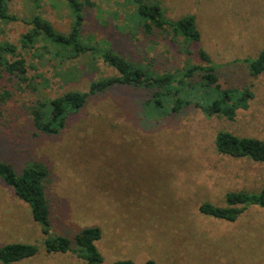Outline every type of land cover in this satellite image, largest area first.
Returning <instances> with one entry per match:
<instances>
[{
    "label": "rangeland",
    "instance_id": "rangeland-1",
    "mask_svg": "<svg viewBox=\"0 0 264 264\" xmlns=\"http://www.w3.org/2000/svg\"><path fill=\"white\" fill-rule=\"evenodd\" d=\"M89 1L93 7H85V42L103 44L156 72L180 67V56L166 36H129L123 9L117 6L122 0ZM158 2L168 19L195 17L200 42L191 48L203 49L215 63L255 57L264 49V0ZM40 3L35 11L30 0H8L16 19L0 21V43L20 47L29 29L23 20L34 15L67 34L72 16L65 0ZM41 52L26 57L35 67L30 74L41 76L36 92L17 91L10 77L0 73V94L15 92L0 116V161L17 175L33 164L48 171L49 236L42 234L30 206L0 178V246L38 248L36 256L17 264H85L72 253L47 254L44 247L51 237L73 240L85 228L100 230L95 246L103 264H264V206L249 207L232 223L198 210L203 203L224 207L227 193H254L264 187V164L220 155L214 146L220 131L264 143V74L254 80L239 78L251 86L254 99L233 121L206 118L194 108L146 119L142 105L151 93L116 86L89 95L79 111L66 116L58 134L47 135L34 130L29 108L67 92L87 93L92 82L115 77L116 72L91 56L59 63L50 55L38 59Z\"/></svg>",
    "mask_w": 264,
    "mask_h": 264
},
{
    "label": "trees",
    "instance_id": "trees-1",
    "mask_svg": "<svg viewBox=\"0 0 264 264\" xmlns=\"http://www.w3.org/2000/svg\"><path fill=\"white\" fill-rule=\"evenodd\" d=\"M35 11L41 9L40 0H30ZM71 13L72 22L67 34L55 31L51 23L40 15H34L23 23L29 27L20 38V47L0 43V73H6L19 92L37 91L36 80L32 76L34 66L27 64V54L32 51L38 59L50 55L63 63L81 56H91L101 60L116 72L115 77L92 82L87 93L67 92L54 99L40 102L38 107L27 108L29 120L39 134L56 135L64 127L66 116L79 111L89 95L104 92L112 87H126L148 90L151 97L143 103L146 119L158 120L178 115L188 108L197 109L206 118L220 117L233 121L240 111H246L254 99L251 86L242 84L240 77L254 80L264 74V49L255 57L234 59L225 63H215L203 50L193 51L191 46L200 42V33L195 17L185 15L178 20L164 16L158 0H122L117 4L123 9V28L131 36L143 35L152 38L156 33L166 36L172 42L180 57L181 65L172 71L156 72L151 65H137L127 61L103 44H89L83 40L85 7H93L89 0H65ZM118 12L113 14L118 19ZM16 17L9 10L8 0H0V21L8 22ZM36 44H41L37 50ZM21 52H18V50ZM195 60L197 62H195ZM241 73V74H239ZM43 85L46 84L42 80ZM15 90V91H16ZM15 96L14 91L5 90L0 94V116L2 107ZM218 154L234 159H248L264 164V143L254 138H239L220 131L214 141ZM48 171L41 165L33 164L17 175L10 164L0 161V178L14 191L15 196L30 206L31 215L40 226L42 234L49 236L50 207L45 193ZM224 207L203 203L199 212L207 217L225 222H235L249 207L264 206V187L258 192H230L224 196ZM101 237L98 228H85L73 240L55 236L44 243L47 254L72 253L85 264H103L95 242ZM74 245V246H73ZM38 253L35 245L7 244L0 246V264H17L33 258ZM113 264H134L131 261H117ZM145 264H153L146 262Z\"/></svg>",
    "mask_w": 264,
    "mask_h": 264
}]
</instances>
